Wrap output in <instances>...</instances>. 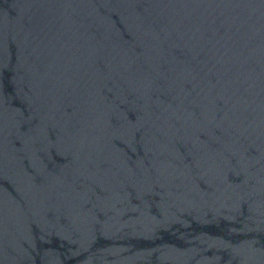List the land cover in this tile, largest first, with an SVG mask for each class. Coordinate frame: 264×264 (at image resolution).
Returning <instances> with one entry per match:
<instances>
[{"label": "water", "instance_id": "95a60500", "mask_svg": "<svg viewBox=\"0 0 264 264\" xmlns=\"http://www.w3.org/2000/svg\"><path fill=\"white\" fill-rule=\"evenodd\" d=\"M0 264H264V0H0Z\"/></svg>", "mask_w": 264, "mask_h": 264}]
</instances>
